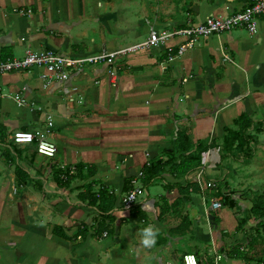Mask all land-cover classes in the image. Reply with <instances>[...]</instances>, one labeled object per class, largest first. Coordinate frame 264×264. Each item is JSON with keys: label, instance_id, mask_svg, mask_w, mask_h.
I'll return each instance as SVG.
<instances>
[{"label": "crops", "instance_id": "0c3cea01", "mask_svg": "<svg viewBox=\"0 0 264 264\" xmlns=\"http://www.w3.org/2000/svg\"><path fill=\"white\" fill-rule=\"evenodd\" d=\"M246 4L247 0H0V60L22 58L29 50L63 55L120 51L137 45L129 42L140 37L142 29L173 31L212 17L225 18ZM144 15L147 26L142 28ZM181 42L172 39L169 45ZM165 60L162 47L127 52L118 59L116 86L107 78V67H88L66 84L73 89L68 96L60 84L43 89L40 69L0 76V126L6 134L0 142V264H179L172 251L179 248L177 243L188 246L182 244L186 236L172 233L185 218L199 264H245L227 257L224 251L231 244L221 240L220 232L236 228V211L250 210L251 202L232 195L234 209H210L221 165L229 159L221 161L220 148L202 157L204 182L215 185L205 195L198 185L197 193L189 190L185 197L177 190L168 192L162 182L145 190L138 177L147 162L173 151L178 130H184L195 146L222 140L225 128L235 129L233 121L242 114L264 125V15L253 35L235 30L212 36L161 66ZM15 95L25 100L24 106L17 105ZM16 131L44 133L57 154L47 159L32 145H13ZM77 166H94L96 175L56 183V173L60 176ZM16 167L29 175L26 185H17ZM196 173L180 180L162 177L183 186L195 183ZM133 179L135 187L145 191L135 204L145 215L141 221L134 208L122 206ZM89 182L97 183L94 191L103 186L116 197L114 221L107 222L111 236L95 233L98 212L78 199ZM179 198L184 205L173 211ZM149 226L155 232L150 246L143 242ZM83 227L88 228L85 239L78 236ZM55 229L71 240L57 236ZM238 244L232 245H246ZM216 255L223 260L216 262Z\"/></svg>", "mask_w": 264, "mask_h": 264}, {"label": "built area", "instance_id": "2783aa9c", "mask_svg": "<svg viewBox=\"0 0 264 264\" xmlns=\"http://www.w3.org/2000/svg\"><path fill=\"white\" fill-rule=\"evenodd\" d=\"M21 15H29L30 11H20ZM264 15V0H247L246 6L237 13L229 15L225 18H210L200 24H188L184 27L173 31H158L151 28L146 41L134 45L120 51H109L102 49L98 53L89 55H63L53 50H45L40 52L26 51L25 55L19 59L0 60V76L10 73H28L34 69H40V78L43 89L49 88L53 84H60L61 91L68 96L73 89L67 87L66 84L78 73H81L88 67H107V78L112 86H116L120 67L118 59L125 53L138 52L144 49L164 48L166 51V60L162 63L170 64L177 59L184 57L188 52L195 49L201 40L212 36H219L230 33L235 30H245L253 35L257 31L258 20ZM172 39H182V42L176 46L169 45ZM224 61L230 62L228 57H224ZM165 68V67H164ZM163 68V69H164ZM183 82H186L184 79ZM14 99L18 106H24L25 100L20 95H15ZM50 125V124H49ZM13 145H32L38 156L47 159H53L57 154V147L48 140L46 135L41 132H24L16 131L11 136ZM150 163L147 162L146 167ZM75 175V169L61 173L60 178L66 181L68 176ZM204 171H197L194 181L199 186L202 195L207 191H214L213 182H204ZM143 177V173L139 174L138 179ZM137 179L131 181L133 189L128 191L123 200L124 208H131L139 202L145 191L142 187H135ZM112 194V192H109ZM222 208L221 203L214 200L210 203L211 210H219ZM107 234L103 233V237ZM80 239V237L78 238ZM216 262L223 260L222 255H216ZM183 264H199L194 253H187L182 257Z\"/></svg>", "mask_w": 264, "mask_h": 264}, {"label": "trees", "instance_id": "16d2710c", "mask_svg": "<svg viewBox=\"0 0 264 264\" xmlns=\"http://www.w3.org/2000/svg\"><path fill=\"white\" fill-rule=\"evenodd\" d=\"M4 61V60H2ZM259 128L255 130V125ZM262 122H254L246 114H242L236 120L233 121L235 129L225 128L224 143L220 149L221 161L227 158H234L233 154L237 153L238 156H244L251 153L254 149L255 139L251 132L261 133L263 131ZM6 137L3 127L0 126V142ZM217 148L215 141H211L206 144L204 142H199L197 145L192 146L184 130H178L176 132L175 139L173 141V151L172 157L166 161L158 160L149 167L143 168V177L141 178V183L145 190H148L155 182H162L165 189L168 192L172 190H177L179 195L186 196L189 194V190L193 193L198 192V186L196 183H186L181 185L180 182L170 183L163 179V175H170L176 180H180L183 177H188L193 172H197L203 169L202 157L209 150ZM247 153V154H246ZM75 169V175L68 176L66 181H62L59 174L56 173L55 181L60 185H66L71 178L79 177L84 180H88L96 175V168L94 166H77ZM16 183L18 186L26 185L30 179L29 175L21 167L15 168ZM96 182L87 183L84 185V191L78 195L79 201L90 208H95L100 217V221L95 229L96 234L102 235L107 232V235H112L113 231L110 229L109 223L114 221L112 217V211L114 209L116 197L109 193L103 186L99 187L94 191V186ZM215 194H218L216 192ZM214 196V195H213ZM223 205L230 209L236 207L234 200L230 199L228 196L222 198ZM165 202V201H164ZM165 207H168L165 202ZM184 205L183 199L179 198L174 201L171 209L177 210ZM139 205H134L132 208L139 214L138 220L141 221L145 218V215L139 209ZM169 209V208H168ZM164 212V211H163ZM250 215L255 220L256 224L251 228L248 238L247 245L245 247L235 246L227 254L229 259L241 260L245 264H250L255 262L257 264H264V194L257 197L252 202V207L249 211ZM162 215H160L161 217ZM159 217V218H160ZM248 218L245 216L240 225L244 226L248 222ZM109 222V223H107ZM189 231V221L187 218L183 219L179 226L173 229V233L185 234ZM54 233L67 240L71 238L67 237L65 234L60 232L58 229L54 230ZM88 234V228L83 227L79 232L78 236L85 239Z\"/></svg>", "mask_w": 264, "mask_h": 264}, {"label": "rangeland", "instance_id": "374dc122", "mask_svg": "<svg viewBox=\"0 0 264 264\" xmlns=\"http://www.w3.org/2000/svg\"><path fill=\"white\" fill-rule=\"evenodd\" d=\"M145 10H146L145 13L147 12L149 13V10L151 9L149 7H146ZM147 18L148 17H146L145 15L143 16L142 24H141L142 28L144 26H147L145 22ZM147 36H148V32L142 29L141 36L138 37L137 39L131 38L130 40L132 41H130L129 43L140 44L146 40ZM131 53H135V52H131ZM251 134L254 136L255 139V145H254L255 147L251 151V153L248 154V156L244 155L243 157L238 156L237 153H234L233 154L234 158L233 159L229 158L226 162L227 163L226 166L221 165L223 171L219 175V179L216 180L215 182L217 192L220 193L219 194L220 196H218V194L215 193L212 194L214 195L213 196L214 201L221 203L223 208H225V206L223 205L224 202L222 200L224 196H228L231 199V196L233 195L239 197V201L240 200L250 201L252 205V202L257 197L264 194V130L261 133H255L253 131L251 132ZM205 143L208 144L207 142ZM223 143H224V139L218 140V142L216 143L217 148L221 149ZM170 151L171 152L165 154V157L162 158L163 161H166L172 157V150ZM212 194L209 193V197H212ZM237 211L235 213V215L238 218L236 228L232 230H229L230 228L229 229L225 228L222 229L220 232L221 240L231 244V246L224 251L225 254L226 253L228 254L231 251V249L233 248L232 244L241 245L238 243L245 241V244L247 245V238L249 232L251 228L256 224L255 220L249 213L250 210H243L242 212H239V210ZM245 216L249 220L247 224L241 226L240 221H242ZM205 219L207 220V218ZM206 222H208V220ZM206 225L209 226L210 223H207ZM214 228L217 231V228L219 227L214 226ZM172 235H179V234L172 233ZM191 235H192L191 232L181 235V236H186V237H182V244L187 243L188 246L184 247L182 245L181 247V244L177 243V245H179V248L178 249L174 248V250L172 251L173 256H175L176 259H178L179 264H183L182 263L183 255L187 253L196 252L194 251V248L191 245V241H192ZM242 247H244V245ZM228 250L229 252H227ZM219 252L222 253V251ZM200 257L203 259L205 256L203 257V255H200Z\"/></svg>", "mask_w": 264, "mask_h": 264}, {"label": "clouds", "instance_id": "9594fccd", "mask_svg": "<svg viewBox=\"0 0 264 264\" xmlns=\"http://www.w3.org/2000/svg\"><path fill=\"white\" fill-rule=\"evenodd\" d=\"M144 236H145V239H144V244L146 245H151L155 242V232L153 231V228L151 226H149L148 228H146L144 230Z\"/></svg>", "mask_w": 264, "mask_h": 264}]
</instances>
